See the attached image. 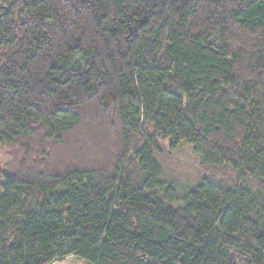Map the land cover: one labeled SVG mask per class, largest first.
<instances>
[{
    "label": "trees",
    "instance_id": "1",
    "mask_svg": "<svg viewBox=\"0 0 264 264\" xmlns=\"http://www.w3.org/2000/svg\"><path fill=\"white\" fill-rule=\"evenodd\" d=\"M71 255L264 264V0H0V264Z\"/></svg>",
    "mask_w": 264,
    "mask_h": 264
},
{
    "label": "rangeland",
    "instance_id": "2",
    "mask_svg": "<svg viewBox=\"0 0 264 264\" xmlns=\"http://www.w3.org/2000/svg\"><path fill=\"white\" fill-rule=\"evenodd\" d=\"M169 141H163L164 153L160 157V165L163 176L166 180L172 181L179 194L189 190L197 185L203 175L212 174L206 168L200 157L195 154L193 147L188 143H181L176 148L169 147ZM90 152V150H88ZM94 152V147L92 148ZM8 159L5 154L2 160ZM63 261V260H62ZM64 264H86L76 256H69L64 260Z\"/></svg>",
    "mask_w": 264,
    "mask_h": 264
},
{
    "label": "crops",
    "instance_id": "3",
    "mask_svg": "<svg viewBox=\"0 0 264 264\" xmlns=\"http://www.w3.org/2000/svg\"><path fill=\"white\" fill-rule=\"evenodd\" d=\"M72 256V255H71ZM69 257V256H68ZM68 257H66L65 259H67ZM65 259H63V261L61 260V261H57V262H55V263H53V264H64V260ZM83 262V261H82ZM84 263V262H83Z\"/></svg>",
    "mask_w": 264,
    "mask_h": 264
}]
</instances>
